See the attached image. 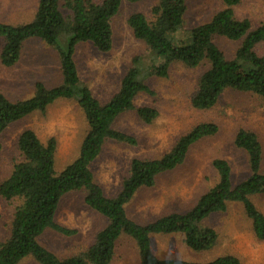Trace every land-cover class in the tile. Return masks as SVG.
Returning a JSON list of instances; mask_svg holds the SVG:
<instances>
[{"label":"trees","instance_id":"1","mask_svg":"<svg viewBox=\"0 0 264 264\" xmlns=\"http://www.w3.org/2000/svg\"><path fill=\"white\" fill-rule=\"evenodd\" d=\"M122 1L38 0L30 21L0 22L3 39L0 63L4 67L18 61L26 40L37 38L56 52L61 75V83L52 87L36 81L33 95L23 99L10 100L0 90V135L12 122L33 112H45L57 99L74 100L88 126L77 156L59 172L54 168L55 137L42 142L32 129H24L18 135L17 149L21 158L13 163L10 174L0 183L2 198L19 199L12 213L9 235L0 241V264H18L26 257L38 264H109L121 235L134 240L139 264H241L231 254L200 262L160 258L152 250V236L176 233L182 234L184 244L193 251L211 249L217 233L200 223L211 213L225 211L230 202L241 204L254 235L264 240V214L252 201V196L264 193L262 146L251 130L238 129L233 140L247 155L249 174L233 184L229 163L223 158H214L212 166L217 172V181L185 212H171L140 224L127 215L125 206L138 189L152 186L160 173L180 165L194 142L216 133L214 122L193 126L158 158H132L128 175L114 196H106L95 181L90 164L106 139L130 145L136 142L131 135L114 129V120L123 112L135 110L144 123H151L158 115L157 110L150 106L136 107L134 97L139 92L151 93L144 78L167 76L174 62L188 68L202 62L207 64L191 97V105L196 109L212 107L227 88L253 92L264 100V54L257 52V46L264 44V21L252 26L248 18L236 17L234 6L241 0H220L222 7L208 21L191 27L184 36H179L178 31L183 27L187 0H154L151 18L141 12H133L127 18L133 35L148 48V64L134 57L117 91L101 103L81 80L74 52L78 44L86 42L100 52L110 50L111 20ZM216 37L238 42L231 58L216 44ZM77 190L84 191L85 204L103 215L107 223L85 251L60 258L43 247L38 237L46 229L67 236L75 232L58 223L55 214L62 195Z\"/></svg>","mask_w":264,"mask_h":264},{"label":"rangeland","instance_id":"2","mask_svg":"<svg viewBox=\"0 0 264 264\" xmlns=\"http://www.w3.org/2000/svg\"><path fill=\"white\" fill-rule=\"evenodd\" d=\"M37 2L0 0V22L22 24L30 21ZM153 4L154 0L122 1L111 20L112 46L109 51L100 52L87 42L77 45L74 60L79 76L101 103L117 91L134 57H140L145 65L148 64V48L133 35L127 18L133 12H141L151 18ZM221 7L220 0H187L183 27L178 35L184 36L191 27L208 21ZM234 13L238 18H248L252 26H256L264 21V0H241L234 6ZM215 41L227 58L233 56L238 42L223 37H216ZM2 45L0 37V50ZM257 52L264 54V44L257 46ZM206 67V62L194 68L174 62L167 76H146L144 82L151 93H137L133 103L136 107L155 108L157 117L147 124L135 110L118 115L112 127L134 137L135 144L108 138L90 164L103 193L114 196L128 175L132 158H158L193 126L201 122L217 125L216 133L190 146L180 165L160 173L152 186L136 191L125 208L127 215L137 223L145 224L164 214L190 209L197 198L217 181V172L212 166L214 158H223L229 163L233 184L243 180L249 174L247 155L233 141L240 128L257 135L262 146L261 171L264 172V100L253 92L227 88L212 107L194 108L191 97ZM36 81L52 87L61 83V75L56 52L40 39L32 38L23 43L20 57L13 66L4 67L0 63V90L10 100L23 99L33 95ZM24 129H32L42 142L55 137L54 168L59 172L77 156L88 126L83 111L70 99H57L48 105L45 112H33L12 122L0 135V183L10 174L13 163L21 158L17 138ZM252 201L264 214V193L252 196ZM18 203L17 198L7 201L0 196V241L9 235L12 213ZM55 220L75 232L67 236L46 229L38 237V242L60 258L85 251L107 223L103 215L85 204L83 190L62 195ZM200 225L211 227L217 233L211 249L193 251L184 244L182 234L176 233L152 236L153 252L160 258L200 262L231 254L241 264H264V240L254 235L240 203H228L225 211L211 213ZM18 264L38 263L26 257ZM109 264H139L138 250L132 238L127 235L118 238Z\"/></svg>","mask_w":264,"mask_h":264}]
</instances>
